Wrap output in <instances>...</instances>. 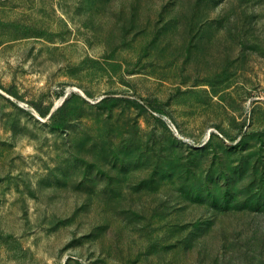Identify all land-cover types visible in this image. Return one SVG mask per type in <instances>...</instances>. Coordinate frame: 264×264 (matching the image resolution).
Returning a JSON list of instances; mask_svg holds the SVG:
<instances>
[{
	"label": "rangeland",
	"instance_id": "1",
	"mask_svg": "<svg viewBox=\"0 0 264 264\" xmlns=\"http://www.w3.org/2000/svg\"><path fill=\"white\" fill-rule=\"evenodd\" d=\"M0 264H264V0H0Z\"/></svg>",
	"mask_w": 264,
	"mask_h": 264
}]
</instances>
